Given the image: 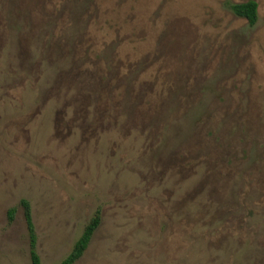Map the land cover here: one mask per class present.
<instances>
[{
  "label": "rangeland",
  "instance_id": "rangeland-1",
  "mask_svg": "<svg viewBox=\"0 0 264 264\" xmlns=\"http://www.w3.org/2000/svg\"><path fill=\"white\" fill-rule=\"evenodd\" d=\"M248 1L0 0V264H264Z\"/></svg>",
  "mask_w": 264,
  "mask_h": 264
},
{
  "label": "trees",
  "instance_id": "trees-1",
  "mask_svg": "<svg viewBox=\"0 0 264 264\" xmlns=\"http://www.w3.org/2000/svg\"><path fill=\"white\" fill-rule=\"evenodd\" d=\"M258 7L259 5L255 0H250L246 3L233 5L232 10L237 16L246 19L251 26H254L257 24L259 19ZM22 204L25 208L26 221L30 233L32 264H41V259L37 252V236L33 224L31 208L27 201H23ZM11 215L13 217L14 210L11 212ZM100 224H101V216L100 213H97L96 216L85 228L83 235L76 242L71 254L61 264H75L82 258V256L88 249L91 240L95 232L99 228Z\"/></svg>",
  "mask_w": 264,
  "mask_h": 264
}]
</instances>
